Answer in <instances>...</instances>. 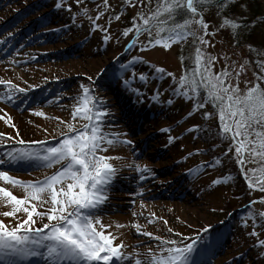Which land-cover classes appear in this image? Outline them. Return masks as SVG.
<instances>
[{
    "label": "rangeland",
    "instance_id": "obj_1",
    "mask_svg": "<svg viewBox=\"0 0 264 264\" xmlns=\"http://www.w3.org/2000/svg\"><path fill=\"white\" fill-rule=\"evenodd\" d=\"M179 257L264 264V0H0V264Z\"/></svg>",
    "mask_w": 264,
    "mask_h": 264
},
{
    "label": "trees",
    "instance_id": "obj_2",
    "mask_svg": "<svg viewBox=\"0 0 264 264\" xmlns=\"http://www.w3.org/2000/svg\"><path fill=\"white\" fill-rule=\"evenodd\" d=\"M221 2V1H220ZM215 3V2H214ZM222 5H224V4H222ZM227 6H229L230 7V10L229 11H231L230 12V14L231 13H234L233 11L234 10H237L238 9V5L236 4V2H232V1H229L227 4H226ZM252 5V6H251ZM215 8L216 7H221V5L219 6L218 5V3L214 6ZM250 7H251V9H252V12H251V14L252 15H250V17H251V19H252V21H253V19L256 17V16H259V14H260V12H259V10H258V5H257V2H253L252 1V4H250ZM183 9H185V6H183ZM218 10H219V8H218ZM177 18V17H176ZM175 21V20H174ZM176 21L178 22V20L176 19ZM174 24L176 23V22H173ZM246 23V20L245 21H242V22H240V25H241V27L240 28H242L243 26H244V24ZM243 29V34H244V36H242V40H243V42L244 41H246V42H252L253 41V38H252V36H253V33H254V29L253 30H249V31H247L246 29H245V26L242 28ZM131 63V62H130ZM129 63V64H130ZM205 100V99H204ZM207 102V100H205V103ZM209 103V100H208V102H207V104ZM206 105V104H205ZM201 107L203 108L204 106H202V104H201ZM221 145H223L222 143H221ZM224 146V145H223ZM193 167H190L189 168V170H191ZM187 172H188V170H187Z\"/></svg>",
    "mask_w": 264,
    "mask_h": 264
}]
</instances>
